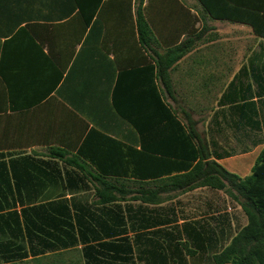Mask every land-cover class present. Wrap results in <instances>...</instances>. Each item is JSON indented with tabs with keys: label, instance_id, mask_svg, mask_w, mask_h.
Segmentation results:
<instances>
[{
	"label": "crops",
	"instance_id": "0c3cea01",
	"mask_svg": "<svg viewBox=\"0 0 264 264\" xmlns=\"http://www.w3.org/2000/svg\"><path fill=\"white\" fill-rule=\"evenodd\" d=\"M1 1L0 32L10 35L0 37V264H216L247 225L230 188L179 186L172 178L183 173L145 172V158L129 172L128 156L152 142L162 158L156 87L184 127L183 113L196 122L212 161L249 176L264 150V38L213 19L200 0H104L87 26L78 16L20 24L19 0ZM208 1L217 13L259 4ZM141 3L152 50L191 44L170 69L173 97L147 72L156 63L139 42ZM135 102L132 118L156 120L138 145L115 108ZM53 148L84 169L51 157ZM86 172L116 183L100 195Z\"/></svg>",
	"mask_w": 264,
	"mask_h": 264
},
{
	"label": "trees",
	"instance_id": "16d2710c",
	"mask_svg": "<svg viewBox=\"0 0 264 264\" xmlns=\"http://www.w3.org/2000/svg\"><path fill=\"white\" fill-rule=\"evenodd\" d=\"M104 0H19L20 24L26 21L48 20L61 21L71 19L76 16L85 25H90L96 16ZM206 5L213 19L230 20L252 26L255 34L264 38V0L259 2L256 10L234 11L228 8L221 9V13L215 12L208 0H200ZM233 1V0H228ZM9 4L0 0V8L7 9ZM125 8L132 9L131 3L125 4ZM28 9L29 15H24ZM23 13V14H22ZM96 22H94L95 24ZM98 23H96L97 26ZM136 28L140 45L147 50H152L154 37L149 23L142 13V3L136 8ZM10 35V32H0V37ZM191 44L186 40L181 44L167 49L164 53L152 50L154 53L155 66H150L147 72H152V79L157 78L163 88L164 94L173 97V85L170 78V69L189 51ZM155 72V75H154ZM157 102L161 108L158 117H161L166 125V139L161 149L162 158H155L154 143H142L141 151L137 152L134 147L130 149L129 172H137L139 158H145V172H180L172 178L173 183L179 186H194L198 184L211 185L218 189L229 187L231 194L241 204L242 210L247 218V225L233 238L227 248L217 255L214 259L216 264H264V150L260 154L251 174L245 178L232 174L225 170L221 165L212 161L211 152L208 145L202 139L201 134L196 129V122L191 116L183 113L186 120L184 127L175 114L162 101L158 89L155 87ZM117 114L130 123L136 135V145L139 144L141 137L145 140V135L152 133L156 120L135 119L138 113V104L132 106L134 109L126 113L117 103L115 104ZM172 133L174 144L169 145V136ZM139 135V137H138ZM169 135V136H168ZM51 157L58 158L71 166L84 169L75 157H69V152L63 149H50ZM83 154V151H81ZM85 157L91 159L84 153ZM139 156V157H138ZM170 157H175L171 159ZM92 160V159H91ZM90 160V161H91ZM142 160V159H141ZM93 161V160H92ZM95 163V162H94ZM156 164L158 169H154ZM136 168V169H135ZM88 173L94 181L104 189L99 191L100 195L105 196L104 190H108L116 182L108 180L106 174L95 176L92 172ZM103 173V172H102ZM236 194H234V193Z\"/></svg>",
	"mask_w": 264,
	"mask_h": 264
}]
</instances>
